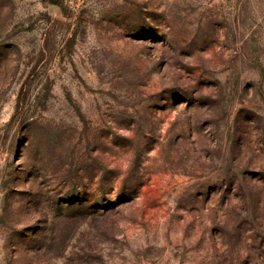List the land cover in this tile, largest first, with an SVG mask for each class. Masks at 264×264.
Instances as JSON below:
<instances>
[{"label":"rangeland","instance_id":"rangeland-1","mask_svg":"<svg viewBox=\"0 0 264 264\" xmlns=\"http://www.w3.org/2000/svg\"><path fill=\"white\" fill-rule=\"evenodd\" d=\"M0 264H264V0H0Z\"/></svg>","mask_w":264,"mask_h":264}]
</instances>
